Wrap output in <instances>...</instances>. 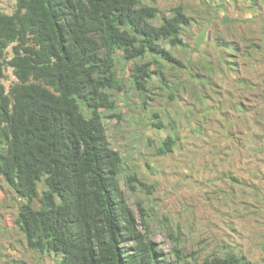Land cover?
<instances>
[{
	"label": "trees",
	"instance_id": "trees-1",
	"mask_svg": "<svg viewBox=\"0 0 264 264\" xmlns=\"http://www.w3.org/2000/svg\"><path fill=\"white\" fill-rule=\"evenodd\" d=\"M225 1L201 0L200 5L217 15L222 12L229 21ZM241 1L247 2L242 9H251L245 23L264 20V0ZM171 10V15L160 17L158 6L145 0H16L12 13L0 7V75L9 66L16 76L9 89L2 84L0 88V177L18 196L16 222L27 246L52 253L56 264H168L151 238L149 211L145 206L140 210L144 232L120 186L124 154L110 142L104 122L107 111L120 117L114 91L125 92L129 82L138 95L153 98L149 84L158 80L162 86L170 78L174 83L168 94L175 98L178 84L186 81L198 91L191 93L197 118L203 120L202 127H190L203 134L208 130L204 122L214 125L204 100L211 99L214 112L229 125L227 109L236 110L247 138L255 125V109L264 116V73L244 77L238 67L240 56L249 60L251 71L253 60L264 63V24L245 37L244 48L217 33L218 59L198 61L183 48L190 47L193 38V49L202 51L213 21L202 25L183 4ZM195 24L198 31L193 32ZM233 71L235 84L217 91L213 74L223 72L231 80L228 74ZM207 83L212 85L206 91ZM238 86L246 92L260 89L253 94L257 102L246 105ZM185 116L179 124L187 122ZM150 117L161 132L166 124L162 115ZM177 124L171 123L173 132L158 134V154L179 145ZM257 136V144L251 137L244 142L252 155L264 153V132ZM145 139L154 142L148 134ZM126 180L133 193L145 192L144 181L140 188L134 184L137 173H129ZM201 264L254 262L230 250Z\"/></svg>",
	"mask_w": 264,
	"mask_h": 264
},
{
	"label": "rangeland",
	"instance_id": "rangeland-1",
	"mask_svg": "<svg viewBox=\"0 0 264 264\" xmlns=\"http://www.w3.org/2000/svg\"><path fill=\"white\" fill-rule=\"evenodd\" d=\"M145 1L158 6L160 17L171 15L173 6L183 4L187 12L202 25L213 21V29L202 51L193 49V38L188 40L190 47L183 48L184 54L198 61L218 59L217 33L228 40L237 41L244 48L247 43L245 37H249L252 30L260 31V24H264L261 17H257L259 23L256 22V25L243 21L252 15L249 7L242 9L247 2L241 0L237 5L232 0L225 1L229 7V21L223 19L222 12L217 15L206 4L202 3L201 6V0ZM0 7L12 13L16 0H0ZM234 17L239 21H231ZM155 22L159 23L160 20ZM191 29L198 31L196 24ZM164 45L171 48L167 42ZM238 60L240 75L254 77L255 74L264 73V63L251 60V71L249 60L241 56ZM228 75L231 80L224 78L223 72L213 74V85L217 91L235 84L233 79L236 72H229ZM15 81L13 69L6 67L4 74L0 75V88L2 84L9 89ZM157 81L149 84L153 98L138 95L129 82L125 92L114 91L120 117L111 116L108 111L104 117L110 142L124 154L120 186L138 215L140 226V210L145 206L150 213L151 238L163 249L168 264H201L205 258L224 255L230 250L245 254L254 264H264V153L252 155L244 146L250 137L253 144L260 141L257 135L264 132L261 110L255 109L260 122H257V116L253 119L255 125L251 123L253 130L247 138L241 116L236 110L227 109L232 122L229 125L223 122V115L214 112L211 99L204 100L203 104L209 106L208 111L215 126L207 125L206 121L203 125L206 129L208 126L207 133L203 134L196 128L192 131L191 124L202 127L203 123L195 113L197 106L192 94L198 91L190 89L186 81H180L176 96L172 98L168 94V87L174 83L172 79L162 81L163 88ZM211 85L205 84L206 91ZM238 88L241 90L240 86ZM243 92V102L254 105L257 99L253 98V94L260 92V89ZM212 93L216 99L217 94ZM82 106L87 112L86 107ZM155 112L161 114L166 123L161 132V129L158 131L153 127L149 118ZM186 112L190 113L185 116ZM180 116H185L187 122L182 119L183 123L179 124ZM172 122L180 126L182 136L178 138L179 145L170 153L158 154L161 139L158 134L163 137L173 132ZM147 134L154 138L153 143L147 142ZM129 173H137L138 180L134 181L137 188L142 187L140 182L144 181L145 192L133 193L129 189L126 180ZM17 197L0 177V264H56L52 253H37L27 246L25 235L16 222L20 207ZM141 228L146 232L143 226Z\"/></svg>",
	"mask_w": 264,
	"mask_h": 264
}]
</instances>
